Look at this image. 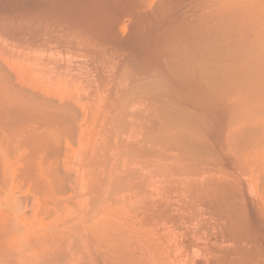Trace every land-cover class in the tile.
Returning a JSON list of instances; mask_svg holds the SVG:
<instances>
[{"label": "bare ground", "instance_id": "bare-ground-1", "mask_svg": "<svg viewBox=\"0 0 264 264\" xmlns=\"http://www.w3.org/2000/svg\"><path fill=\"white\" fill-rule=\"evenodd\" d=\"M16 179L33 199L0 187V264L23 262L14 241L32 264H264V0H0V184ZM28 201L50 218L30 237Z\"/></svg>", "mask_w": 264, "mask_h": 264}, {"label": "rangeland", "instance_id": "rangeland-1", "mask_svg": "<svg viewBox=\"0 0 264 264\" xmlns=\"http://www.w3.org/2000/svg\"><path fill=\"white\" fill-rule=\"evenodd\" d=\"M9 42H10V43H9ZM9 42H8V41L5 42V45H7L8 47H12V44H13V43L11 44V41H9ZM5 47H6V46H5ZM77 52H78V51H77ZM47 54H49V53H46V55H47ZM78 54H79V52H78ZM80 54H81V53H80ZM72 57H73V56H72ZM95 63H96V64H95ZM93 65L96 66V65H98V64H97V62H93V63H92V67H93ZM81 94H82V96H83L82 98L87 99L88 96H86V95H88V91H82ZM84 96H86V97H84ZM83 101H84V99H83ZM83 101H82V102H83ZM87 125H88V124H87ZM85 128H86V129H85ZM83 129H84V131H85L84 135L88 134V133H86V132H88V130H89V126H88V129H87V127H86V125H85V126H83ZM90 129H94V128H91V127H90ZM97 130L99 131V129H97ZM94 131H95V133H97V134H96V137H97V135H98V137H99V132H98V131L96 132V130H94ZM94 131L91 130V132L89 133L90 135L83 136V137H84V141H85L86 139H87L86 141H89V139H90L91 136H92V139H90L91 142H92V141L94 140V138H95L94 133H92V132H94ZM77 136H79V135H77V134L75 135V137H76V138H75V142H74L75 145L72 144L74 148L71 146V142H70L69 145H70L72 148H71L70 146H68V147H70V148H67V149L69 150V151H68V150L66 149L65 144H64V149H66V151L68 152V155H70L71 157H74L73 159H76L75 161H77V160L79 161L80 157L83 158L82 155H83V152H84V149H85V148H83V149H82V152H80L79 149H81V147H82L83 144H84V143H83L82 146H80V144L82 143V142H80V141H83V140H82L83 137H80V141H77V143H78V142H79V143L76 144V139L79 140V139H78L79 137H77ZM89 137H90V138H89ZM93 137H94V138H93ZM123 137H126V138L124 139L125 141H128V140H126V139H129V141H132V140L134 141V138H133L130 134H127V133H126ZM88 138H89V139H88ZM130 138H131L132 140H130ZM139 139H140V138H138V137H137V139L135 138V140H139ZM73 141H74V138H73ZM84 141H83V142H84ZM91 142L89 141V143H91ZM72 143H73V142H72ZM76 145H78V146H76ZM79 146H80V148H79ZM76 147H77V148H76ZM71 149H72V150H71ZM70 150H71V151H70ZM78 150H79V151H78ZM70 152H72V155H71ZM75 152H76L77 154H78V153H82V154H78V156H77V155H75V154H76ZM112 152H113V151H110V153H112ZM74 153H75V154H74ZM114 153H115V152H114ZM114 153H113L114 156H112L113 158L110 156V155H112V154L109 155V157H111V158H110V165H108L109 168H110V167L113 165V163L115 162V161L113 160V159H115V154H114ZM73 154H74V156H73ZM68 155H67V156H68ZM79 155H80V156H79ZM71 157L68 156V159L71 158ZM75 157H76V158H75ZM71 159H72V158H71ZM73 159H72V160H73ZM69 160H70V159H69ZM69 160H68V161H69ZM82 160H83V159H82ZM82 160H81V161H82ZM111 160H112V165H111ZM123 160H124V159H121V162H120V161H117V162L121 163V164L118 163L119 165L116 163L117 166L120 167V170H119V168L117 167V168H118V172H119V171L121 172L120 175L125 174L127 169H128L127 171H129V170L131 169V171L135 170V172H136L138 169H140V168L143 167V166L141 165V167L139 166L140 168H139V167H138V168H135L136 165H130V163H128V165H126V164H125L126 161H123ZM75 161H74V160H73V162H71V160L69 161V162L72 164V165L69 164V168L71 167L72 169H70V170H74V171L76 172L78 168H79V169H80V168L82 169L83 165H82L81 162H80V164H78L79 162H75ZM74 162H75V165L78 164V166H77V165H76V166L73 165ZM123 162H124V164H125V165H124L125 167H123V164H122ZM137 164H138V163H137ZM70 165H71V166H70ZM80 165H81V167H79ZM120 165H121V166H120ZM72 166H75V168L72 167ZM108 166H107V167H108ZM127 166H129L130 168L127 167ZM133 166H134V167H133ZM121 167H123V168H121ZM144 167H145V165H144ZM73 168H74V169H73ZM76 168H77V169H76ZM109 168H108V169H109ZM126 168H127V169H126ZM134 168H135V169H134ZM146 168H147V167H146ZM79 169H78V170H79ZM124 169H126V170H124ZM140 170H141V171H142V170H145V168H142V169H140ZM122 171H123V172H122ZM141 171H139V170L137 171L139 175H142V176L146 175V174H145V171H147V169H146L144 172H142V173H141ZM75 172H72V173H74L73 176L75 175ZM120 172H119V173H120ZM143 173H144V174H143ZM18 180H19V181H17V179H16V180L13 182V184L11 183L10 180L7 181V182H4V184L1 183V184H0V187H3V189H4V188H6V187H8V186H9V187L12 186V188H14V190H17V192H19L18 189L20 188L21 191H22V193L24 192V194H21L23 198H24V196H25V198H27V197H28V198L32 197L33 192H31L32 190H31L30 186H28L29 184H28V183H24L21 179H18ZM20 181H22L23 183L20 182ZM129 181H130V183H131V180H129ZM127 182H128V181H127ZM5 183H6V185H7V184H8V185L6 186ZM19 183H20V184H19ZM130 183H129V186L132 184V183H131V184H130ZM9 184H10V185H9ZM22 184H23V185H22ZM127 184H128V183H127ZM17 187H19V188H18V189H15V188H17ZM21 187H22V188H21ZM27 188H28V189H27ZM29 188H30V189H29ZM25 189H27V190H25ZM28 190H29V191H28ZM27 191H28L29 193H28ZM79 191H80V190H79ZM30 192H31V193H30ZM70 192H71L70 194H74V193H72L73 191H70ZM74 192L76 193V192H78V191H74ZM82 192L85 193L84 191H81V192H79V193H82ZM25 193H26V194H25ZM27 193H28V194H27ZM83 193L80 194L81 197L83 196ZM18 194H19V193H18ZM31 194H32V195H31ZM68 194H69V193H68ZM68 194H67V195H68ZM70 194H69V196H71L70 201L73 202V203H72V206H71V202L68 200V201H67L68 203L66 202L67 204L65 205L66 208H62L61 210L65 209V212H67V213H65L64 211H62V212L64 213L65 216H66L67 214H68V215L70 214L69 216L71 217V215H72V217H73V213H74V212H75V213H76V212L79 213V211H81L80 208L82 209L84 206H80L81 203H80V204H77V205L79 206V207H78L79 209L76 207L77 205L74 206V202L77 203V202H79V200L76 202V201H72L71 199H74V198H76V197L79 198L80 196H79L78 193H77V194H74V195H73V198H72V195H70ZM121 194L123 195L124 193H121ZM125 194H127V193H125ZM130 194L133 196V198H132V196H131L130 199L127 198V197L129 196V193L127 194L128 196H127V195H123V197H122V195H121V198H118V196H117L118 194H117L116 196L113 195V197H114V196L116 197V198H114L113 202H115V201H116V202H119V201H122V202H123L125 196H127V197H125V201H127V202L129 201V202H130V201H132L134 198H136V197H134L135 195H134L133 193H130ZM19 195H20V194H19ZM67 195H66V196H67ZM75 195H76V196H75ZM69 196H67V197H69ZM110 196L112 197V195H110ZM23 198H22V199H23ZM109 198H110V197H109ZM30 199H31V198H30ZM32 199H33V197H32ZM112 199H113V198H112ZM112 199H111V200H112ZM23 200H24V199H23ZM27 200H29V199H27ZM76 200H77V199H76ZM159 200H160V197H159ZM30 201H32V200H30ZM30 201H28V203H29V206H28V207H29L30 209H29V208L25 209V210H26L25 212H26V213L28 212V213L26 214L27 218H25V219L22 218L23 220L21 219V222H23L22 224L25 223V224H24V227H26V229H25V228L23 227V225H22L23 229L25 230V234H26V236H29V237L31 236V235L29 234V233L31 232V231H30L31 228H32L33 230L36 229V226H37V228H39L41 224L43 225L44 222H47V219H48V220L50 219L48 215H47V217H45L43 213L40 214V216L37 215V213H35L34 210L31 209V208H32V206H31V203H32V202L30 203ZM69 202H70V203H69ZM129 202H128V204H130V205H129V207H131L130 209H132V207H133L132 205H134V207H135V199H134V202H133V201L130 202V203H129ZM120 203H121V202H120ZM131 203H132V204H131ZM75 207H76L78 210H77ZM129 207H128V208H129ZM134 207H133V208H134ZM68 208H70V210L67 211ZM28 209H29L30 211H29ZM84 209H85V208H84ZM84 209H82V210H84ZM27 210H28V211H27ZM31 211L34 212V215L31 214L32 217L30 216V212H31ZM84 211H85V210H84ZM33 212H32V213H33ZM40 213H41V212H40ZM77 213H76V214H77ZM76 214H75V215H76ZM77 215H78V214H77ZM42 216H43V217H42ZM34 217H36V218H34ZM38 218H39V219H38ZM42 218H44V220H43ZM130 218H131V217H130ZM26 219H27V220H26ZM33 219H34V220H33ZM45 219H46V220H45ZM43 221H44V222H43ZM37 224H38V225H37ZM30 226H31V227H30ZM29 227H30V228H29ZM29 229H30V230H29ZM27 230H28L29 232H28ZM26 231H27V232H26ZM23 232H24V231H23ZM27 233H28V235H27ZM16 242H18V246H16V245H17ZM16 242L14 241V245H13V243H12V246H11L13 249L16 250V251H14V254L16 255L15 257L17 258L16 260H18V261H19V260H20V261H23V262H21V264H27V263H28V264H32V263H30V262H31V260H32V262H33V260H34V257H35V256H34V255H35L34 253H36V250L38 251V248H39L38 245L35 243L37 246L34 247V252L32 251V249L29 250L30 247L28 246L29 248L27 247V248H28V249H27L28 252H27V250H25L24 248H23L24 250L20 251V250H21L20 247H21V245H23V244L21 243V245H20V242H19V241H16ZM35 244L32 243L33 246H35ZM19 245H20V247H19ZM30 245H31V244H30ZM32 245H31V246H32ZM11 247H10V251L12 250ZM16 247H17V248H16ZM18 247H19L20 249H19ZM23 247H24V246H23ZM31 248H33V247H31ZM19 251H20V252H19ZM24 251H25V254H24ZM31 251H32L33 253H32ZM18 252H19L21 255L23 254L24 257H26V259L19 258ZM21 252H23V253H21ZM11 253H12V255H13V250L11 251ZM26 253H27V254H26ZM30 253H31V254H30ZM17 255H18V256H17ZM27 255H28V256H27ZM30 255H31V256L33 255V256H32L33 258H31V260H30V257H31ZM13 256H14V255H13ZM85 258H86V257H85ZM88 258H89V257H88ZM21 259H23V260H21ZM89 259H90V258H89ZM87 260H88V259H87ZM20 261H19V263H20ZM79 261H81V260H79ZM84 261H85V260H84ZM15 262H16V261H15ZM24 262H25V263H24ZM16 263L18 264V262H16ZM14 264H15V263H14Z\"/></svg>", "mask_w": 264, "mask_h": 264}]
</instances>
